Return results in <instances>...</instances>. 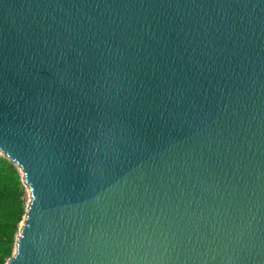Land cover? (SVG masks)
Listing matches in <instances>:
<instances>
[{"label": "water", "instance_id": "obj_1", "mask_svg": "<svg viewBox=\"0 0 264 264\" xmlns=\"http://www.w3.org/2000/svg\"><path fill=\"white\" fill-rule=\"evenodd\" d=\"M0 155L5 264H264V0H0Z\"/></svg>", "mask_w": 264, "mask_h": 264}, {"label": "trees", "instance_id": "obj_2", "mask_svg": "<svg viewBox=\"0 0 264 264\" xmlns=\"http://www.w3.org/2000/svg\"><path fill=\"white\" fill-rule=\"evenodd\" d=\"M25 186L17 167L0 155V264L11 257L26 211Z\"/></svg>", "mask_w": 264, "mask_h": 264}, {"label": "rangeland", "instance_id": "obj_3", "mask_svg": "<svg viewBox=\"0 0 264 264\" xmlns=\"http://www.w3.org/2000/svg\"><path fill=\"white\" fill-rule=\"evenodd\" d=\"M24 198H25V202H26V205H27L28 199H29V192H28V190L26 188H25Z\"/></svg>", "mask_w": 264, "mask_h": 264}]
</instances>
